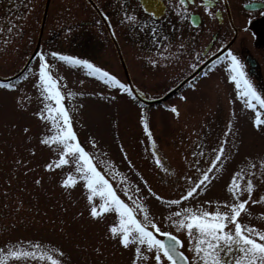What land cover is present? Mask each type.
<instances>
[{
	"label": "rangeland",
	"instance_id": "374dc122",
	"mask_svg": "<svg viewBox=\"0 0 264 264\" xmlns=\"http://www.w3.org/2000/svg\"><path fill=\"white\" fill-rule=\"evenodd\" d=\"M130 28L136 40L141 32L134 25ZM5 30L0 31V75L9 77L21 71L35 50V44L23 47L16 32ZM36 30L39 31V28ZM125 48L131 57L134 87L139 89L145 99L164 96L193 67V64L184 61L174 63L163 60L159 54L148 58L137 46L129 43ZM39 50L47 52L48 47L43 44ZM151 60H156L157 64L154 66ZM52 61L48 56L52 75L65 93L64 104L73 117V127L79 140L99 161L104 162L98 163V167L106 173V178L121 198L129 204V195L133 199L142 198L148 206L150 218L156 220L162 231L179 235L184 241L181 250L189 257L192 253L189 251L187 234L176 233L165 219L169 211L189 206L212 211L217 201L231 202L227 185L235 172L242 169L248 171L249 162L257 165L252 198L259 200L264 195V177L259 174L260 161L264 158V132L253 126L254 111L247 109L240 100L235 83L229 78L230 72L223 65L198 81L195 89H182L167 99L165 105L168 108L157 104L146 105L144 109L125 92L104 84L96 77L86 74L83 77L62 78L61 67L51 65ZM112 65L111 68L120 70L119 63L118 68ZM37 66L36 57L29 67L31 72L28 69L19 79L11 81L17 84L15 90L0 88V250H7L12 245L28 247L31 244L48 250L61 249L63 257L55 252L53 255L61 259L62 264H131L132 250L123 249L115 241L104 239L109 225L118 222L116 214L107 213L103 219L93 221L88 215L87 193L82 182L75 189L61 188L60 179L67 172L74 171L75 166L69 164L53 172L43 168L45 163L56 157L50 148L38 143L41 135L49 134L50 125L34 115L43 107V98L34 87L33 73L37 72ZM120 81L125 83L124 80ZM68 92L73 95L68 97ZM182 97H187V100ZM17 100L26 108L18 107ZM173 105L180 110L179 117L170 111ZM143 114H147L161 162L169 169L167 173L153 162L151 143L143 132L140 120ZM229 120L233 121V128L226 137L228 158L222 166L218 164L220 170L215 173L205 192L195 199L182 201L178 207L162 205L148 193L147 187H151L166 199H178L188 186L184 178H197L198 174L190 163L199 159L201 167L204 166L210 149L224 138ZM24 127L30 128L29 134L23 133ZM29 135L31 140L27 138ZM93 139L95 146L90 143ZM198 144L200 149L196 147ZM33 146L36 148L35 155L29 151ZM121 146L127 153V159ZM200 150L205 153L203 157L192 156L193 151ZM108 162L127 179L114 177ZM37 178L42 180L39 185L35 184ZM144 181H147V185ZM125 186L128 195H125ZM136 188L140 191L136 192ZM246 198L245 192L241 199ZM209 200L213 202L211 205L205 203ZM99 202L97 198L96 203ZM246 208L248 211L238 217L241 223L264 230V202L252 204L249 201ZM221 210H224L222 204ZM233 227L231 223L228 224V228ZM157 236L161 238L159 234ZM97 247L101 248V252L95 250ZM225 259L229 264H234L230 256ZM9 264L50 262L39 258L19 261L13 258Z\"/></svg>",
	"mask_w": 264,
	"mask_h": 264
},
{
	"label": "snow or ice",
	"instance_id": "6c2138e0",
	"mask_svg": "<svg viewBox=\"0 0 264 264\" xmlns=\"http://www.w3.org/2000/svg\"><path fill=\"white\" fill-rule=\"evenodd\" d=\"M179 3L183 6L186 0H179ZM203 3L205 5L204 11L208 12V6L212 4V0H203ZM141 7L143 12L148 14V19L156 14L155 0H142ZM187 11L188 9H185V12ZM125 18L132 22L137 20L135 15H126ZM191 21L195 25L198 23L199 18L192 14ZM0 31H3V29H0ZM7 31L11 33L13 29L8 28ZM164 39H167V37H164ZM164 47L167 48L168 45L166 44ZM179 47L183 48L184 45L181 44ZM160 55L163 57L164 53L161 52ZM35 56L38 58V66L37 72L33 73L35 76L34 87L39 92V96L43 98V107L36 111L34 115L39 120L44 121L46 125H50L49 134L41 135L38 138V143L50 148L56 157L45 163L43 168L48 172H53L56 169H63L64 166L69 164L75 166L74 171L67 172L60 179L61 188L64 190L75 189L78 183L82 182L83 189L87 193L88 215L93 221L103 219L107 213L116 214L118 222L109 225L104 239L115 241L123 249L132 250L131 264H149V262L150 264H229V261L225 259L228 256L234 260V264H264V230L242 224L238 219L242 212L248 211L246 205L249 201L252 204L264 202V195H261L259 200L252 198L256 187L253 183L256 176V164L249 162L247 172L242 169L232 175L227 185V191L232 197L231 202L228 200L217 201L216 208L212 211L206 210L204 207H178L182 201L187 202L189 198L195 199L205 192L215 173L220 170L218 164L222 166L223 161L228 158L226 155V144L228 143L226 137L232 133V120L228 122L223 134L224 138L218 141L215 148L210 149L204 166L201 167V160L199 159L190 163V166L196 170L198 175L195 180L191 176L184 178L188 186L178 199H166L154 192L151 187H147L148 193L162 205L178 207L176 211H169L165 219L175 228L176 233L184 232L187 234L189 251L192 253V256L189 257L181 250L184 241L180 236L170 231H162L156 220L150 218L148 206L142 198L133 199L129 195L131 204L121 198L117 189L106 178V173L98 167V163L104 162L99 161L79 140L73 127V117L64 104L65 93L62 92L57 79L52 75L48 56L73 67L82 66L89 76L98 78L104 84L117 88L120 92L132 95V89L126 83L121 82L114 74L98 67L87 59L66 55L59 51L50 53L40 51L35 53ZM222 59L228 62L229 78L234 81L240 100L243 101L247 109L254 111L253 126L258 131L264 132V95L257 91L252 81L248 79L247 72L237 56L229 51L227 56ZM150 63L155 66L157 61L151 60ZM212 63L215 67L220 61L215 60ZM29 72H31V69H29ZM204 75L207 76L208 73H204ZM191 87L195 89L196 85L193 84ZM0 88L15 90L17 84L0 80ZM72 95L71 92L67 93L68 97ZM112 98L115 99V97ZM182 99L187 100V97H182ZM17 105L21 109L26 108L19 100H17ZM170 111L176 117L180 116L178 107L173 105L170 107ZM140 120L143 124V132L151 143L153 162L167 173L169 169L161 162L147 114L142 115ZM23 133L29 134L30 128L24 127ZM27 138L32 139L30 135ZM90 143L95 146L94 139ZM196 147L197 149L201 148L199 144ZM29 151L35 155V146L31 147ZM121 151L124 152L122 146ZM197 155L203 157L205 153L203 150L192 152L193 157ZM124 158L127 159L126 152H124ZM128 162L131 164V161ZM17 163L19 164L20 161H17ZM26 163L27 161H25ZM108 166L113 170L114 177L119 176L122 180L127 179L123 173L115 169L111 162H108ZM259 167L261 169L259 174L264 177V158H261ZM41 183L40 178L35 180V184L39 185ZM144 183L147 185V181H144ZM124 191L125 195H128L127 186H125ZM139 191L140 189L136 188V192ZM245 192L247 198L241 199L242 194ZM97 198L100 201L98 204L96 203ZM205 203L211 205L213 202L209 200ZM221 204L224 210H221ZM138 216L141 218H138ZM229 223L234 227L228 228ZM157 234L161 238H158ZM95 250L101 252L100 247ZM53 252L58 253L60 257L64 256V252L59 248L48 250L40 245L29 244L28 247L12 245L7 250H0V264H9V261L13 258L18 261L39 258L40 260H47L50 264H62V260L56 258Z\"/></svg>",
	"mask_w": 264,
	"mask_h": 264
},
{
	"label": "flooded vegetation",
	"instance_id": "af4514ba",
	"mask_svg": "<svg viewBox=\"0 0 264 264\" xmlns=\"http://www.w3.org/2000/svg\"><path fill=\"white\" fill-rule=\"evenodd\" d=\"M155 2L156 14L148 19L142 0H0V29L5 32L12 28L23 47L35 44L39 52L46 44L49 53L59 51L87 59L131 84L135 76L125 48L128 43L148 58L159 54L163 60L193 64L184 78L204 65L183 89L192 88L208 76L204 73L222 65L229 72L228 62L222 58L231 51L243 64L248 79L264 95V0H212L208 12L204 11L203 0H186L183 6L179 0ZM192 14L199 18L195 25ZM126 15L138 18L132 22ZM132 25L141 32L136 40ZM181 44L183 48L179 47ZM50 58L51 64L61 67L62 78L72 77L71 68L78 74L84 70L82 66L73 67ZM215 60L220 63L213 67ZM111 63L117 68L119 63L120 70L111 68ZM135 91L142 95L139 89Z\"/></svg>",
	"mask_w": 264,
	"mask_h": 264
},
{
	"label": "water",
	"instance_id": "95a60500",
	"mask_svg": "<svg viewBox=\"0 0 264 264\" xmlns=\"http://www.w3.org/2000/svg\"><path fill=\"white\" fill-rule=\"evenodd\" d=\"M31 59H29L27 61V63L25 64V66L23 67V69L21 70V72H23V70H25V68L27 67V65L29 64ZM20 72V73H21ZM197 72V71H196ZM196 72H194L193 74H191L189 77H187L185 80H183L176 88H174L172 91H170L169 93H167L165 96L161 97V98H158V99H155V100H151V101H146V103H161L163 102L164 100H166L167 98H169L173 93H175L177 91L178 88H180V86L187 80L189 79L191 76H193ZM19 73V74H20ZM18 74V75H19ZM18 75H15L13 77H10V78H2L0 77V80H5V81H9L11 79H14L16 78ZM166 239V238H165Z\"/></svg>",
	"mask_w": 264,
	"mask_h": 264
},
{
	"label": "bare ground",
	"instance_id": "6f19581e",
	"mask_svg": "<svg viewBox=\"0 0 264 264\" xmlns=\"http://www.w3.org/2000/svg\"><path fill=\"white\" fill-rule=\"evenodd\" d=\"M69 71L71 72V74H73L72 77H79V75L83 77L84 75L87 74V71H85V69L84 70L80 69V73L79 74L75 71L74 68H71Z\"/></svg>",
	"mask_w": 264,
	"mask_h": 264
}]
</instances>
